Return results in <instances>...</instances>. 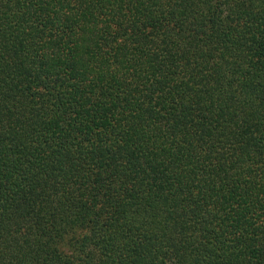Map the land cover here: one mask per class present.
<instances>
[{
  "label": "trees",
  "instance_id": "trees-1",
  "mask_svg": "<svg viewBox=\"0 0 264 264\" xmlns=\"http://www.w3.org/2000/svg\"><path fill=\"white\" fill-rule=\"evenodd\" d=\"M0 264H264V0H0Z\"/></svg>",
  "mask_w": 264,
  "mask_h": 264
}]
</instances>
